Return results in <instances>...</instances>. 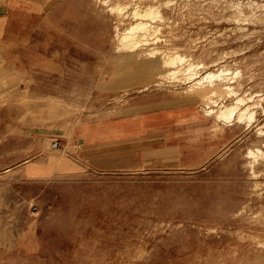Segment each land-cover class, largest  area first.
Instances as JSON below:
<instances>
[{"label":"rangeland","instance_id":"obj_1","mask_svg":"<svg viewBox=\"0 0 264 264\" xmlns=\"http://www.w3.org/2000/svg\"><path fill=\"white\" fill-rule=\"evenodd\" d=\"M19 53H0V264H264V0H58L27 63L1 59ZM139 101L195 112L174 131L213 154L102 171L62 147Z\"/></svg>","mask_w":264,"mask_h":264},{"label":"crops","instance_id":"obj_2","mask_svg":"<svg viewBox=\"0 0 264 264\" xmlns=\"http://www.w3.org/2000/svg\"><path fill=\"white\" fill-rule=\"evenodd\" d=\"M57 1L0 0V53L21 51L11 61L3 55V63H27L22 51ZM186 108L139 101L122 115L76 125L62 147L77 164L102 171L199 165L213 154L211 148L174 131L198 121Z\"/></svg>","mask_w":264,"mask_h":264},{"label":"bare ground","instance_id":"obj_3","mask_svg":"<svg viewBox=\"0 0 264 264\" xmlns=\"http://www.w3.org/2000/svg\"><path fill=\"white\" fill-rule=\"evenodd\" d=\"M148 8V11L146 10L144 13H142V12H140V10H138V9H135L134 10V14H137V15H155V14H158V11H156L157 9H155L153 6H150V8H149V6L147 7ZM146 8V9H147ZM157 13H156V12ZM146 27V22L144 23V22H137V23H135V24H132L131 26H129L122 34H121V36H120V41H121V43H123L124 45H129V44H135V41H134V33H137L136 31L137 30H141L143 27ZM144 27V28H145ZM143 28V29H144ZM175 57L174 58H172L173 60H171L172 62H176V61H182V59H183V57L182 56H179V55H174ZM171 58V57H170ZM169 60V61H170ZM188 69V68H187ZM186 69V70H187ZM189 69H190V67H189ZM188 69V70H189ZM221 70V69H220ZM172 72H174V71H172ZM222 73H224V72H222ZM218 75H220V74H214V73H211V72H207V73H205V75H203V77H202V79H207V80H209V81H212L213 80V78H216ZM206 80V81H207ZM201 82V80H198V83H200ZM240 98V97H239ZM238 98V99H239ZM242 100V99H241ZM241 100H239V101H241ZM237 101V100H236ZM238 102V101H237ZM237 102H235V103H237ZM234 103V104H235ZM235 108V105H229V106H225L224 108H220V110L218 111V113H217V118H221V119H228V120H230V118H232V116L235 114V112H237L238 111V109H239V107H238V109H236ZM244 109V108H243ZM241 110L238 114L239 115H237L239 118H243V116H244V114H245V111H246V113L248 112L247 110H246V108L244 109V110ZM212 110H209L208 112H211ZM248 114V113H247ZM248 116L250 117V114H248ZM245 117V116H244ZM248 117V118H249ZM251 118V117H250ZM253 118V117H252ZM246 119V118H245ZM250 121V120H249ZM250 154H252V152H250Z\"/></svg>","mask_w":264,"mask_h":264},{"label":"built area","instance_id":"obj_4","mask_svg":"<svg viewBox=\"0 0 264 264\" xmlns=\"http://www.w3.org/2000/svg\"><path fill=\"white\" fill-rule=\"evenodd\" d=\"M50 147L53 148V149H54V148H57V147H58V142H57V140H52L51 143H50Z\"/></svg>","mask_w":264,"mask_h":264}]
</instances>
